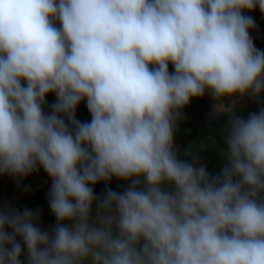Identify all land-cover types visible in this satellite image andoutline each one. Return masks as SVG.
<instances>
[{"label":"clouds","instance_id":"9594fccd","mask_svg":"<svg viewBox=\"0 0 264 264\" xmlns=\"http://www.w3.org/2000/svg\"><path fill=\"white\" fill-rule=\"evenodd\" d=\"M257 7L0 0V175L42 167L57 221L44 230L39 211L0 209V264H22L25 249L26 264H264V108L233 118L228 103L264 92L244 14ZM206 92L231 124L212 177L174 146L184 107ZM84 100L90 122L76 118ZM113 177L128 188L97 197L91 186Z\"/></svg>","mask_w":264,"mask_h":264},{"label":"rangeland","instance_id":"374dc122","mask_svg":"<svg viewBox=\"0 0 264 264\" xmlns=\"http://www.w3.org/2000/svg\"><path fill=\"white\" fill-rule=\"evenodd\" d=\"M255 20L256 27L250 30V36L256 48L264 50V14H261L257 7L254 11L245 12ZM59 27V24H57ZM174 67L169 64V72H173ZM45 114H50L51 105L56 101L55 94H49L45 98ZM217 101L209 92L203 97L193 98L184 107L183 116L177 121L174 129V146L179 159L195 162L204 166L210 177L219 175L222 168L227 164V137L231 128L230 118L217 109ZM234 117L247 119L251 113H258L264 108V92L259 99L251 95L241 97L236 95L228 101ZM76 118L80 122H90L91 114L86 107V100L81 101L76 109ZM66 123L67 118L65 117ZM113 179V178H112ZM117 183L99 182L101 192L95 195L103 199L106 189H115L111 186H119L122 193L125 191L130 181L115 178ZM52 185L51 178L41 167L39 171L24 177L23 179L11 176L0 175V209L10 205L21 212L31 209L39 211V226L44 230H49L55 226L56 218L52 214L48 204V193ZM111 185V186H110ZM28 190H25V187ZM99 188V186H97ZM97 214L96 203H93L91 218ZM10 231V230H9ZM19 239V238H18ZM22 244V241H20ZM26 249L22 253V264H26Z\"/></svg>","mask_w":264,"mask_h":264},{"label":"crops","instance_id":"0c3cea01","mask_svg":"<svg viewBox=\"0 0 264 264\" xmlns=\"http://www.w3.org/2000/svg\"><path fill=\"white\" fill-rule=\"evenodd\" d=\"M111 182L114 183V184L116 185L117 181H116L115 177H113V179L111 180ZM98 183H99V182H98ZM97 186H99V188H98ZM110 186H111V185H110ZM91 187H93L94 193H95L96 191H97V192H101V191H102V189L100 188V184H96V185L91 186ZM111 187H113V188L115 189L116 192H117V191H121V188H120L119 186H111Z\"/></svg>","mask_w":264,"mask_h":264}]
</instances>
